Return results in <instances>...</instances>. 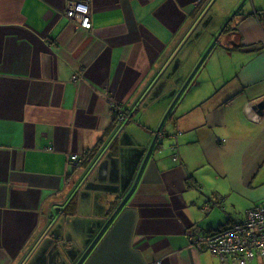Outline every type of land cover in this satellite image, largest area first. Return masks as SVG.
I'll return each mask as SVG.
<instances>
[{
    "label": "crops",
    "instance_id": "obj_1",
    "mask_svg": "<svg viewBox=\"0 0 264 264\" xmlns=\"http://www.w3.org/2000/svg\"><path fill=\"white\" fill-rule=\"evenodd\" d=\"M82 1L90 31L65 17ZM207 2L0 0V264L80 260L195 68L170 76L152 99ZM231 29L206 78L179 96L136 191L82 264H238L190 239L264 207V114L255 108L264 100V27L251 14ZM113 104L132 120L118 125ZM239 208L247 211L233 214Z\"/></svg>",
    "mask_w": 264,
    "mask_h": 264
},
{
    "label": "rangeland",
    "instance_id": "obj_2",
    "mask_svg": "<svg viewBox=\"0 0 264 264\" xmlns=\"http://www.w3.org/2000/svg\"><path fill=\"white\" fill-rule=\"evenodd\" d=\"M206 6L207 8L203 12V15L192 25V28L188 30L186 36L182 40L180 48L177 52V59L175 60L174 66H172L171 68L168 67L165 72V75L167 77H164L162 79L163 81L160 82L158 87L153 89V100L164 92V90L168 86V83L171 81L170 76L178 75L180 70L187 66V64L192 65V63L195 64V68L193 69V72L188 77L187 82L182 86V89L180 91L182 92L183 90L182 97L193 94L195 88H192L194 87L196 82L201 80L202 78H206L207 76V71L205 70L206 65L210 66L212 64L211 62L216 59L218 55L217 53L221 51L220 49L228 42V38H230L229 34L227 35L226 33H223L224 28L228 25L229 22H231V20H233L231 22V24H233V22L239 21V19L242 17H249V15L253 13L254 9H263L264 1L208 0ZM199 65L201 67H199ZM196 69H198L195 74L196 76L194 77V80L189 83L191 77L194 76V72L196 71ZM186 84L187 86H185ZM180 93L177 95L176 99L180 96ZM182 97L180 100H182ZM174 102L175 101H173V103ZM151 104L152 103H149V101L147 103L142 102L140 107L142 106L144 109H147L151 107ZM176 107L177 106L175 105L172 110L175 111ZM162 122L163 121H161L160 125L162 124ZM168 123L169 122H167L166 124ZM126 131L129 134V137L126 140L128 142H132V140L135 138V135L130 137L132 130H130L129 128ZM133 142H136L135 139ZM130 148L131 147L128 146L125 148V150H128ZM133 151L134 150H128L129 153ZM246 211L247 210L239 208L235 210L233 214H241L245 213Z\"/></svg>",
    "mask_w": 264,
    "mask_h": 264
},
{
    "label": "built area",
    "instance_id": "obj_3",
    "mask_svg": "<svg viewBox=\"0 0 264 264\" xmlns=\"http://www.w3.org/2000/svg\"><path fill=\"white\" fill-rule=\"evenodd\" d=\"M252 15L264 27V7L260 10L254 9ZM65 17L81 29L90 31L93 28L92 11L88 1L70 2L65 10ZM112 106V117L118 125L131 121L130 116L123 111V106ZM162 136L163 133H160L159 139ZM175 150L176 147L173 148V151ZM173 160L179 161L178 154L174 155ZM83 161L78 155L71 158L75 168ZM206 210H210L209 206ZM190 236L195 247L200 250L207 248L222 260L231 258L238 264H250L257 258L264 259V207L248 210L244 220L236 221L224 229Z\"/></svg>",
    "mask_w": 264,
    "mask_h": 264
},
{
    "label": "water",
    "instance_id": "obj_4",
    "mask_svg": "<svg viewBox=\"0 0 264 264\" xmlns=\"http://www.w3.org/2000/svg\"><path fill=\"white\" fill-rule=\"evenodd\" d=\"M230 23V22H229ZM199 67H200V65H199ZM198 67V68H199ZM197 70V69H196ZM196 72V71H195ZM194 72V73H195ZM192 78V77H191ZM192 80V79H191ZM190 80V81H191ZM190 81H189V83H190ZM189 83H187V84H189ZM187 84L185 85V86H187ZM184 86V87H185ZM186 88V87H185ZM184 88V89H185ZM182 93H183V90H182V92L180 93V96L182 95ZM177 99H179V97L177 98ZM177 99L175 100V102L177 101ZM174 102V103H175ZM174 103H172L173 105L171 106V108H170V110L166 113V115H165V118H164V120H163V122H162V124L160 125V127H159V130H158V132H157V134H156V136H155V138H154V140H153V142H152V144H151V146L149 147V149H148V154H147V156L145 157V159H144V161H143V163H142V167H141V169H140V171H139V173H138V175H137V179H136V181H135V183H134V185L132 186V188L130 189V191H129V193L126 195V197L121 201L122 203L116 208V210H115V212L112 214V216L110 217V219L103 225V229L98 233V235L93 239V241H92V243H91V245L87 248V250L85 251V253L82 255V257L80 258V260L76 263V264H82L83 262H84V260L89 256V254L91 253V251H92V249H93V247L94 246H96V244L101 240V238H102V236L104 235V233H105V231L109 228V225L112 223V221L115 219V217L117 216V214L120 212V210L123 208V207H125L126 205H127V203H128V201H129V199H130V197L134 194V192L136 191L135 189H136V187H137V185H138V183H139V181H140V179H141V175L143 174V172H144V170L146 169V167H147V163L149 162V159L153 156V155H155V152H156V145H157V143H159V145H162V143H163V140H161V139H163V137L166 135L164 132H162V129H163V126H164V124H165V122H166V120L168 119V115L170 114V112H171V110L173 109V107H174ZM255 108H257L262 114H264V100L263 101H261V102H259V103H257L256 105H255ZM130 118H131V120H132V117L130 116ZM115 120V119H114ZM130 122V121H129ZM128 123V122H127ZM160 133H163V136L159 139V134Z\"/></svg>",
    "mask_w": 264,
    "mask_h": 264
},
{
    "label": "trees",
    "instance_id": "obj_5",
    "mask_svg": "<svg viewBox=\"0 0 264 264\" xmlns=\"http://www.w3.org/2000/svg\"><path fill=\"white\" fill-rule=\"evenodd\" d=\"M233 20H231V22H232ZM231 22L230 23H228V25L224 28V31H223V33H228V32H230L232 29H231ZM201 67V66H200ZM198 71V69L196 70V72ZM196 72L194 73V76H192V80L191 81H193L194 80V77L196 76L195 74H196ZM191 81H190V83H191ZM181 98H179V99H177V101L176 102H178L179 100H180ZM176 102L174 103V106L176 105ZM171 114V113H170ZM170 114H169V116H170Z\"/></svg>",
    "mask_w": 264,
    "mask_h": 264
}]
</instances>
